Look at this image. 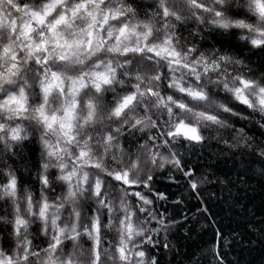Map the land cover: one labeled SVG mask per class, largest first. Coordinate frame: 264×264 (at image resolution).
Instances as JSON below:
<instances>
[{
    "label": "clouds",
    "instance_id": "obj_1",
    "mask_svg": "<svg viewBox=\"0 0 264 264\" xmlns=\"http://www.w3.org/2000/svg\"><path fill=\"white\" fill-rule=\"evenodd\" d=\"M0 264H264V0H0Z\"/></svg>",
    "mask_w": 264,
    "mask_h": 264
}]
</instances>
